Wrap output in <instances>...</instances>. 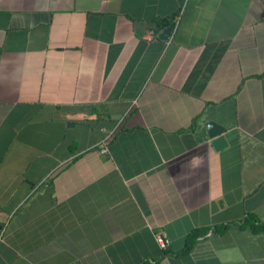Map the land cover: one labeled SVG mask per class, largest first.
Segmentation results:
<instances>
[{"label": "crops", "instance_id": "0c3cea01", "mask_svg": "<svg viewBox=\"0 0 264 264\" xmlns=\"http://www.w3.org/2000/svg\"><path fill=\"white\" fill-rule=\"evenodd\" d=\"M256 259L264 0H0V264Z\"/></svg>", "mask_w": 264, "mask_h": 264}, {"label": "water", "instance_id": "95a60500", "mask_svg": "<svg viewBox=\"0 0 264 264\" xmlns=\"http://www.w3.org/2000/svg\"><path fill=\"white\" fill-rule=\"evenodd\" d=\"M172 26H168L163 33L160 35V38L163 40L168 39L169 33L172 30ZM209 137L211 138V142L216 150H221L228 145V140L224 135L225 128L223 125L218 122L211 120L207 124ZM250 264H264L263 259L252 260Z\"/></svg>", "mask_w": 264, "mask_h": 264}, {"label": "trees", "instance_id": "16d2710c", "mask_svg": "<svg viewBox=\"0 0 264 264\" xmlns=\"http://www.w3.org/2000/svg\"><path fill=\"white\" fill-rule=\"evenodd\" d=\"M206 230H203V228H201V230L199 229H195V230H192L189 235H188V238H187V241H186V244H185V247L183 248V250L181 252H185L187 250H189V248H191V246L195 243V241L197 240V237L201 234V233H204ZM208 231V230H207ZM165 240L167 241V245L166 247H163L165 248L164 250L167 251L169 248V244H170V241L169 239L165 238ZM166 253V252H165ZM168 253V251H167Z\"/></svg>", "mask_w": 264, "mask_h": 264}, {"label": "built area", "instance_id": "2783aa9c", "mask_svg": "<svg viewBox=\"0 0 264 264\" xmlns=\"http://www.w3.org/2000/svg\"><path fill=\"white\" fill-rule=\"evenodd\" d=\"M179 19H180V17L179 16H175V19H174V21H175V26H174V28L176 29V27L178 26V24H179ZM161 239V245L163 246V247H166V245H167V241L165 240V238L164 237H160Z\"/></svg>", "mask_w": 264, "mask_h": 264}]
</instances>
